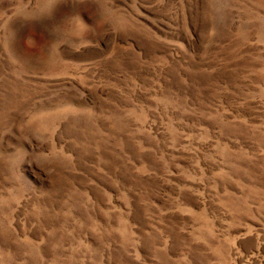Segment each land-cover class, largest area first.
<instances>
[{
    "label": "rangeland",
    "instance_id": "rangeland-1",
    "mask_svg": "<svg viewBox=\"0 0 264 264\" xmlns=\"http://www.w3.org/2000/svg\"><path fill=\"white\" fill-rule=\"evenodd\" d=\"M0 264H264V0H0Z\"/></svg>",
    "mask_w": 264,
    "mask_h": 264
}]
</instances>
